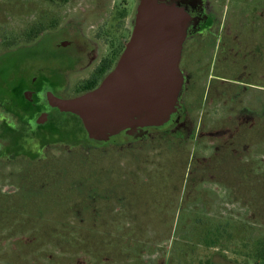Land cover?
I'll use <instances>...</instances> for the list:
<instances>
[{"label":"rangeland","instance_id":"374dc122","mask_svg":"<svg viewBox=\"0 0 264 264\" xmlns=\"http://www.w3.org/2000/svg\"><path fill=\"white\" fill-rule=\"evenodd\" d=\"M138 1L0 0L6 71L35 51L34 73L60 40L81 59L62 96H49L65 116L14 132L3 121L18 119L0 112V264H263L262 0L253 14L237 0H205L207 21L182 48L178 114L162 128L89 138L78 114L52 102L78 93L110 42H127ZM208 224L220 246L201 245Z\"/></svg>","mask_w":264,"mask_h":264},{"label":"water","instance_id":"95a60500","mask_svg":"<svg viewBox=\"0 0 264 264\" xmlns=\"http://www.w3.org/2000/svg\"><path fill=\"white\" fill-rule=\"evenodd\" d=\"M197 16L185 1L139 0L114 67L93 89L52 102L78 114L89 138L168 125L179 111L181 52Z\"/></svg>","mask_w":264,"mask_h":264},{"label":"flooded vegetation","instance_id":"af4514ba","mask_svg":"<svg viewBox=\"0 0 264 264\" xmlns=\"http://www.w3.org/2000/svg\"><path fill=\"white\" fill-rule=\"evenodd\" d=\"M180 1H185L188 7L198 12V16L196 18V27L185 38L183 42L184 45L188 37L197 30V27H200L202 29L207 21V13L204 8L205 0ZM70 44H72L70 41L64 40H60L57 43H54V47L49 48L50 50H47L46 52V56L48 58L46 59V64L39 63L35 60L36 62L34 63L37 66L36 70H34V73H32L30 71V68L27 67V63H32V61L36 59V57L32 58L33 56H31V54H34L35 51L29 53L30 57L27 52V55L25 57L26 59L23 60V64L19 63L21 57L16 55L14 59H12V61L17 60V66L14 69L10 67V69H8L9 71H6L8 67L6 66V64L8 61L5 63V61L0 60V112L4 114L3 118H5V120L6 113H9V115L13 114V116L18 119L16 120L15 124L12 125H9L10 123L2 120L4 124L6 123L5 128L8 125L9 129H12L14 130V132H16V129H20L21 126L27 125V127L32 132L36 128L35 125L41 124V122H44L45 119L47 121V118L49 119V117L51 115H54L55 113L65 116L64 111H61L50 104L49 96L51 95L50 93H53L55 91H58L59 97L62 96L60 93H62L65 88V82L70 74L69 71L71 69V65H75L76 63H78V61L81 60H73V58L71 59V61L69 58V54L63 53L66 52V48H69L71 46ZM109 44V48L104 50L107 55H103L99 58L98 62L92 68L90 73H88L87 78H83V82L76 86L75 89L77 91L79 89H82V86L85 85L87 81H94L96 77L98 78L99 84L103 77L114 67L125 44L120 47L113 42H110ZM32 50L34 49L32 48L28 51ZM77 51L78 53L82 54V56H84V61V50L78 49ZM22 52L23 51L19 50L15 53H17L18 55H22ZM40 55L43 54L40 52ZM181 59L182 52L180 61ZM4 70L6 71L5 73ZM75 95L78 94L76 93ZM18 139L19 140H14L13 143L10 142L11 147L15 146V148H17L19 146L21 138Z\"/></svg>","mask_w":264,"mask_h":264},{"label":"trees","instance_id":"16d2710c","mask_svg":"<svg viewBox=\"0 0 264 264\" xmlns=\"http://www.w3.org/2000/svg\"><path fill=\"white\" fill-rule=\"evenodd\" d=\"M258 22L260 23V21H258ZM259 23H257V24H259ZM253 28H254V30L257 29L255 27H253ZM32 32H34L33 29L29 33V35H28L29 37L32 35ZM90 82H92V83H90ZM97 84H98V78L97 77L95 78L94 81L89 80V81H87L85 83V85L82 86V89H79L77 91L78 92L77 94L82 93V92H85V91H88L90 89H93L94 87L97 86ZM117 228H118L117 231L119 233H123L126 230L125 229V226H117ZM217 229H219V226L216 227V230ZM200 243H201V245H203V246H205L207 248L217 247V246H220L221 245L220 244V240H219V236L212 233V226H210L209 224L208 225H204L201 228ZM260 245H261L260 246V249L258 250L259 252H256L255 258L261 260L263 262V264H264V242H261ZM184 255H185V253L182 254V256H184ZM172 258L173 259H175V258L177 259L178 258V256H177V250H174L173 251ZM183 264H211V261H210L209 258H206V259L199 258L196 261H194L193 259L187 258V259L183 260Z\"/></svg>","mask_w":264,"mask_h":264},{"label":"crops","instance_id":"0c3cea01","mask_svg":"<svg viewBox=\"0 0 264 264\" xmlns=\"http://www.w3.org/2000/svg\"><path fill=\"white\" fill-rule=\"evenodd\" d=\"M256 1H258V0H237V9L238 10H242V11H244V12H248V13H250V14H253L254 13V6H255V4H254V2H256ZM241 2H243V4L242 5H240L241 4ZM261 5H263L262 6V11H260V16L261 17H258V18H260L261 19V21L260 20H258V21H260V23H262V22H264V16L262 17V15H263V13H264V0H262L261 1ZM249 17L251 18L252 17V15H249ZM249 21V20H248ZM248 21H246V22H248ZM259 23V22H258ZM249 26V25H248ZM261 28H262V26H260ZM256 28V27H255Z\"/></svg>","mask_w":264,"mask_h":264}]
</instances>
